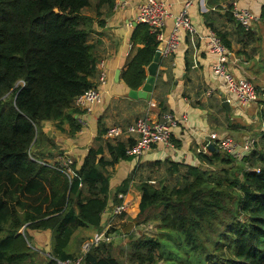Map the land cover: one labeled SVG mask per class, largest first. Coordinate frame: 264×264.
Masks as SVG:
<instances>
[{
	"label": "trees",
	"instance_id": "trees-1",
	"mask_svg": "<svg viewBox=\"0 0 264 264\" xmlns=\"http://www.w3.org/2000/svg\"><path fill=\"white\" fill-rule=\"evenodd\" d=\"M225 3L224 13L204 14L207 27L231 52L233 41L243 48L255 44L253 29L233 14V0ZM115 6L116 0H0V264L76 259L69 252L75 235L101 232L103 214L111 204H123L119 195L125 197L131 185L140 203L124 228L156 221L160 236L142 232L119 246L102 242L81 264H264V107L255 146L240 158L215 148L199 153L196 166L170 159L136 163L113 196L111 169L143 158L127 155L135 138L107 139L108 129L99 125L82 166L74 162L73 174L61 167L63 152L43 125L53 122L63 132L68 124L71 136L79 130L76 116L84 112L75 101L97 88L102 61L101 41L93 42V35ZM131 43L122 79L139 90L160 42L138 24ZM259 98L264 106V94ZM158 102L161 119L171 111L166 99ZM119 230L114 224L112 232L122 236ZM45 231L54 238L49 254L32 245V233Z\"/></svg>",
	"mask_w": 264,
	"mask_h": 264
},
{
	"label": "crops",
	"instance_id": "crops-1",
	"mask_svg": "<svg viewBox=\"0 0 264 264\" xmlns=\"http://www.w3.org/2000/svg\"><path fill=\"white\" fill-rule=\"evenodd\" d=\"M145 1L116 0L115 10L107 19L106 26L103 29H98V34L93 35V42L101 41L100 54L102 61H105L107 82L105 85H101L97 78V88L102 93V102L95 105L91 113L76 116L79 130L71 136L68 134V124L63 126V132L58 130L53 122H46L43 125L44 132L55 142L63 155L70 156L76 166L80 168L90 147L94 145L95 139L98 137L99 125L108 129L113 126L128 127L134 124L137 119L146 116L160 119L159 99H166L168 109L177 119L187 116L186 122H179L172 129L174 149L154 147L141 160L121 161L113 170L111 169L113 174L111 179L112 196L134 170L136 163L170 159L177 163L196 166L199 164L197 155L209 151L212 134L233 136L242 142L255 138L256 134L261 132L262 127L259 113L263 104L259 103L260 98L252 106L240 107L235 97L226 91L223 81L218 79L213 70L217 59L209 49L207 39L209 28L206 25L204 14L212 10L224 13L227 0H219L217 3H210V5L209 0H161L168 5L172 14L166 23V39L170 37L175 28L174 17L179 14L186 1H191L189 14L196 31L193 33L182 31L178 51L170 57L161 58L150 101L134 100L129 97L130 89L123 82L122 73L133 47L131 37L136 27L133 21L137 7ZM233 1L238 3L240 9H248L260 18L264 14V0ZM130 23H133L132 27L129 26ZM252 29L257 39L255 44L243 48L234 41L232 43L229 67L237 78H247L246 75L255 66L264 64V51L260 50V47H264L263 19L255 23ZM161 49L162 45L158 50ZM187 68L190 69L188 74ZM119 71V81H116V73ZM253 71L262 76V78L258 76L253 78L256 86L260 88L262 87L261 81H264V68L260 69V72ZM228 99H230V109L227 110L223 107L227 114L221 111L220 106ZM126 200L129 207L126 217L114 222L120 231H122L120 225L125 224L138 212L140 193L132 185L126 195ZM110 214V209H107L103 214L102 231L109 222ZM98 232L92 228L80 230L69 246L70 254L78 256L82 251L83 243L93 238ZM31 236L32 245L36 249L46 251L47 254L50 253L54 239L52 233L49 231L34 232ZM136 238L138 237H134V239ZM83 239H85L84 242ZM127 239V237L122 239L121 235H116L114 245L125 244Z\"/></svg>",
	"mask_w": 264,
	"mask_h": 264
},
{
	"label": "built area",
	"instance_id": "built-area-1",
	"mask_svg": "<svg viewBox=\"0 0 264 264\" xmlns=\"http://www.w3.org/2000/svg\"><path fill=\"white\" fill-rule=\"evenodd\" d=\"M191 1H186L182 10L174 17L176 22L175 28L168 39L165 36L166 23L172 17L168 9V5L161 0H146L137 7V13L133 23L145 24L149 27L152 34L156 35L157 40L162 45L160 50L162 57H170L175 54L180 46V35L182 31L193 33V27L190 19L189 8ZM232 10L236 20L247 30L252 29L255 23L260 21V17L248 9L239 8L238 3L233 1ZM133 23L129 26L132 27ZM208 45L211 53L216 57V63L213 67L218 79L223 81L226 91L233 95L240 107L250 106L258 101L259 95L264 94L263 86L258 88L252 82L245 78H237L231 71L230 57L231 50L227 48L215 32L209 29ZM99 71L98 83L105 85L107 82V72L105 70V61H100L97 65ZM230 102V99L227 100ZM102 102V93L98 88L89 89L79 96L75 101V106L83 111V114H89L95 105ZM264 107V106H263ZM187 116L177 119L173 114H165L161 119H152L149 116L139 118L134 124L128 127L113 126L108 128L105 138L116 140L123 136L135 138L136 143L128 148L127 155L135 157H144L154 147H162L163 149H174L172 140V129L179 122H186ZM211 145L224 153L232 155L234 158H240L243 153L251 151L255 146L254 139H246L239 142L233 136H220L214 133L210 136ZM58 161L61 167H64L67 174H73L72 166L74 160L67 155L59 156ZM123 199V204L119 206H109L111 214L109 222L105 229L94 235L93 238L85 241L82 245V251L74 260L59 261L58 264H81L83 257L90 251L93 246H97L102 242L114 241L116 235L112 232L115 218L128 213L126 196L119 195ZM123 237V235H122Z\"/></svg>",
	"mask_w": 264,
	"mask_h": 264
},
{
	"label": "water",
	"instance_id": "water-1",
	"mask_svg": "<svg viewBox=\"0 0 264 264\" xmlns=\"http://www.w3.org/2000/svg\"><path fill=\"white\" fill-rule=\"evenodd\" d=\"M135 26H137V24H135ZM162 58V53L160 50L157 51L153 62L148 66L147 68V79L145 84L142 86L141 89L139 90H133L130 89L129 91V97L134 99V100H146V101H150L152 98V92L154 89V85L156 82V77L158 74V70H159V64ZM119 77H120V71L116 73V77L115 80L119 81ZM222 106L225 107L227 110L230 109V104L228 101H224L222 103ZM209 150L210 151H214L215 147L214 145H209Z\"/></svg>",
	"mask_w": 264,
	"mask_h": 264
},
{
	"label": "rangeland",
	"instance_id": "rangeland-1",
	"mask_svg": "<svg viewBox=\"0 0 264 264\" xmlns=\"http://www.w3.org/2000/svg\"><path fill=\"white\" fill-rule=\"evenodd\" d=\"M263 39H264V37H263ZM260 50H263L264 51V47H260ZM259 66V68L260 69H263L264 68V64H259L258 65ZM258 66H255L254 68H253V70H255V71H258V72H260V69L258 68ZM253 70H251L247 75H246V77L247 78H245V79H247V80H249L250 82H252V84H254L255 86H256V83H255V81H254V77H256V76H258L259 78H262V76L261 75H258V74H256ZM263 82L264 81H261V84H262V86H263ZM252 106V105H251ZM241 118V117H240ZM256 128H257V126H256ZM138 192V191H137ZM127 201V200H126ZM128 204V203H127ZM132 222V220L131 219H128L127 220V222L125 223V224H122V225H120L121 226V228H122V231H120L119 233L120 234H124L125 236L124 237H130L131 235H134V237H139L141 234H142V232H144V233H146V234H150V235H153V236H160V232L158 231V222H156V221H152V223H151V225H150V227H147V228H143V229H139L138 228V226H132V227H130V228H124V226L125 225H127V224H129V223H131ZM134 231V234H132L133 233V231ZM132 231V232H131ZM124 237H122V239L124 238ZM163 240H168V243H174V239L173 240H169L168 239V237H161Z\"/></svg>",
	"mask_w": 264,
	"mask_h": 264
}]
</instances>
